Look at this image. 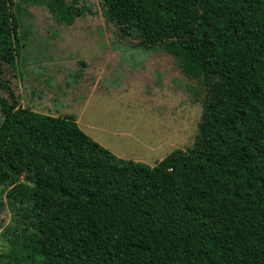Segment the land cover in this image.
<instances>
[{
  "label": "trees",
  "instance_id": "1",
  "mask_svg": "<svg viewBox=\"0 0 264 264\" xmlns=\"http://www.w3.org/2000/svg\"><path fill=\"white\" fill-rule=\"evenodd\" d=\"M6 3L0 188L19 217L0 264H264V0H103L108 24L206 90L194 146L155 166L116 157L73 115L18 105L23 9L46 4L66 26L93 12L78 0ZM236 174L253 184L218 186Z\"/></svg>",
  "mask_w": 264,
  "mask_h": 264
},
{
  "label": "rangeland",
  "instance_id": "2",
  "mask_svg": "<svg viewBox=\"0 0 264 264\" xmlns=\"http://www.w3.org/2000/svg\"><path fill=\"white\" fill-rule=\"evenodd\" d=\"M78 1L93 13L77 19L72 26L59 24L46 4H31L23 9L22 32L29 35L10 80L20 100L18 105L33 109L41 104L42 110L64 117L79 113L77 110L89 103V112L95 110L97 120L107 122L112 129L110 133L127 132L136 137L138 142L133 140L136 145L132 150L139 153L149 151L143 130L160 133L167 121L173 130L177 125L181 137L173 141L174 145L167 143L160 151L161 156L169 155L172 146L190 150L199 135L205 88L187 79L171 55L159 48L140 46L137 38L123 36L114 25L108 24L103 0ZM6 11V0H0V14ZM93 85L96 90L88 100L87 93ZM8 97L0 85V99ZM1 117L0 111V120ZM114 138L117 136H110L112 141ZM235 161L244 164L245 171L255 166V162L242 158ZM251 184L236 174L218 186L233 192ZM17 211V207L9 205L5 190L0 188V256L8 252L4 233L17 225Z\"/></svg>",
  "mask_w": 264,
  "mask_h": 264
},
{
  "label": "crops",
  "instance_id": "3",
  "mask_svg": "<svg viewBox=\"0 0 264 264\" xmlns=\"http://www.w3.org/2000/svg\"><path fill=\"white\" fill-rule=\"evenodd\" d=\"M111 57V56H110ZM163 73V72H162ZM164 78H162V83L164 84ZM83 90V89H81ZM96 86H92L91 92L87 93L88 97L87 99L91 97V95L95 92ZM81 94V93H80ZM173 95V94H172ZM39 97V96H38ZM41 98V97H40ZM88 105L85 107H82L81 109H78L77 112L73 116L75 117V120L77 124L79 125L80 129L86 133L90 138H92L95 142L103 146L105 149L110 151L112 154H114L116 157L124 159V160H130L134 162H141L145 163L148 165L152 164H157L158 162L162 161L165 159L167 156H169L173 151L175 150H181L177 147L172 146L171 150H173L169 155L162 157L160 154V151L164 148V146L169 143V145H174L172 144L174 140L179 139L180 131L176 126V130H173L170 127H173V125L167 126L168 122L164 121V125L166 128L160 133H148L143 130V133H146L147 135H144L146 144L148 145L149 151L139 153V152H134L132 150L133 145H136L135 142H138V139L134 136H132L130 133L127 132H115L110 133L109 130L112 131L111 128H108V123L103 121L99 122L97 120V112L95 110H91L89 112L88 110ZM34 112L41 113V112H46L44 115H49L52 117H58L59 115L55 114L52 115L51 113H48L45 110L41 109V104H38L37 108L31 109ZM42 114V113H41ZM67 115H72V114H65ZM104 116V114L101 115V118ZM62 117V115L60 116ZM162 120L160 124H162ZM115 135L117 138H114L113 141L110 139V136ZM156 141L154 142L153 140ZM135 142H134V141ZM154 142V143H153ZM184 151V150H183ZM132 153V154H131ZM160 158V160L158 159Z\"/></svg>",
  "mask_w": 264,
  "mask_h": 264
}]
</instances>
